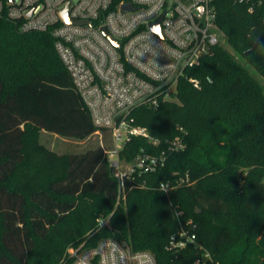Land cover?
Segmentation results:
<instances>
[{
	"label": "trees",
	"instance_id": "16d2710c",
	"mask_svg": "<svg viewBox=\"0 0 264 264\" xmlns=\"http://www.w3.org/2000/svg\"><path fill=\"white\" fill-rule=\"evenodd\" d=\"M213 3L228 43L264 76V3L253 11L238 0ZM54 43L49 30L22 31L0 17V264H73L70 247L106 237L150 251L157 264H193L204 250L206 264H264V87L255 76L217 45L185 69L175 100L136 107L135 124L157 142L135 135L123 157L157 154L178 134L185 148L135 173L117 204L101 142L60 153L40 141L42 130L83 140L97 129ZM102 134L110 147V132ZM101 217L110 226L99 227ZM181 224L201 247L169 248Z\"/></svg>",
	"mask_w": 264,
	"mask_h": 264
},
{
	"label": "built area",
	"instance_id": "2783aa9c",
	"mask_svg": "<svg viewBox=\"0 0 264 264\" xmlns=\"http://www.w3.org/2000/svg\"><path fill=\"white\" fill-rule=\"evenodd\" d=\"M253 11L264 0H238ZM214 0H0V17L17 20L22 31H51L55 48L74 86L89 108L95 133L110 132V147L101 144L118 181L117 204L126 197V182L135 173L155 171L168 154L185 148L181 134L157 154L141 150L132 160L122 156L135 135L148 137V129L135 124L132 111L141 105L156 108L176 99L185 69L200 63L220 45L224 32L216 25ZM132 8L124 11L123 5ZM67 10L68 20L62 14ZM159 21L160 33L151 24ZM119 44H115L103 31ZM195 86L198 80L189 78ZM183 131V128L180 127ZM176 184L161 182L169 192ZM180 181V182H179ZM180 217L182 210H176ZM192 223L191 219L187 224ZM99 227L110 226L101 217ZM199 245L196 234L181 224L171 235L169 248ZM201 247V245H199ZM73 264H157L147 250H136L126 240L101 239L92 247H70ZM213 261L204 250L193 264Z\"/></svg>",
	"mask_w": 264,
	"mask_h": 264
},
{
	"label": "rangeland",
	"instance_id": "374dc122",
	"mask_svg": "<svg viewBox=\"0 0 264 264\" xmlns=\"http://www.w3.org/2000/svg\"><path fill=\"white\" fill-rule=\"evenodd\" d=\"M225 48V50L232 56L236 61L243 64L249 72L255 76V78L259 81L261 85L264 87V76L258 72L253 63L249 62V60L242 54L237 52L227 41L226 35H223L222 42L220 44ZM179 127V125H178ZM103 136L102 132L100 134L94 133L93 135L83 139L78 140L74 138H67L60 136L56 133L42 130L40 132V141L47 145L49 148L56 150L60 153L70 152V151H82L86 150L90 147L96 146L99 142H101ZM126 197L122 199L124 203L126 202ZM107 238V237H106ZM71 248L68 249V251Z\"/></svg>",
	"mask_w": 264,
	"mask_h": 264
},
{
	"label": "water",
	"instance_id": "95a60500",
	"mask_svg": "<svg viewBox=\"0 0 264 264\" xmlns=\"http://www.w3.org/2000/svg\"><path fill=\"white\" fill-rule=\"evenodd\" d=\"M130 8H132L131 3H125V4L123 5V8H122V9H123L124 11H126V10H129ZM62 14H63L64 17L68 20V17H67V10H66V8L62 10ZM159 21H160V20H158V21H156V22H154V23L151 24L153 30L156 31L157 28L159 29V31H156V32H158V33H160ZM103 31L105 32V34H106V35H107V36H108V37H109V38H110L115 44H119L118 41L114 40V39H113V38H112V37L106 32V29H105V28H103ZM259 42H260V39H258V40L254 43V46H257V45L259 44ZM251 51H252V48L249 49V50H247V51L245 52V54H249ZM199 211H200V210H199Z\"/></svg>",
	"mask_w": 264,
	"mask_h": 264
},
{
	"label": "snow or ice",
	"instance_id": "6c2138e0",
	"mask_svg": "<svg viewBox=\"0 0 264 264\" xmlns=\"http://www.w3.org/2000/svg\"><path fill=\"white\" fill-rule=\"evenodd\" d=\"M156 31H159V29L157 28Z\"/></svg>",
	"mask_w": 264,
	"mask_h": 264
}]
</instances>
